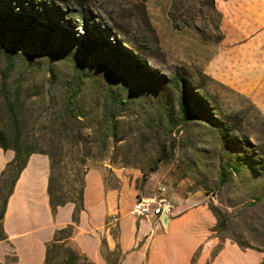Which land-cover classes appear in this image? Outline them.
<instances>
[{"label": "rangeland", "instance_id": "rangeland-1", "mask_svg": "<svg viewBox=\"0 0 264 264\" xmlns=\"http://www.w3.org/2000/svg\"><path fill=\"white\" fill-rule=\"evenodd\" d=\"M209 1L0 0L2 12L37 19L33 29L15 19L0 29V135L17 137L22 155L50 157L59 197L76 198L91 168L164 170L207 193L221 240L261 251L264 261V85L247 95L206 74L221 36ZM46 14L73 37L47 30ZM87 32L123 50L87 41ZM185 83L211 117L194 101L180 116L176 85Z\"/></svg>", "mask_w": 264, "mask_h": 264}, {"label": "crops", "instance_id": "crops-1", "mask_svg": "<svg viewBox=\"0 0 264 264\" xmlns=\"http://www.w3.org/2000/svg\"><path fill=\"white\" fill-rule=\"evenodd\" d=\"M214 7L221 36L206 74L251 94L264 85V0H214ZM14 157L13 149L0 148V179ZM50 176V157L29 154L2 213L0 205V264H44L48 245L67 226L68 242L92 264H260L263 259L261 251L221 240L207 193L187 189L164 170L91 168L83 176L81 203L79 196L54 194L55 203L71 200L54 210ZM160 194L172 202L164 222L165 213L159 220L132 213L137 195Z\"/></svg>", "mask_w": 264, "mask_h": 264}, {"label": "trees", "instance_id": "trees-1", "mask_svg": "<svg viewBox=\"0 0 264 264\" xmlns=\"http://www.w3.org/2000/svg\"><path fill=\"white\" fill-rule=\"evenodd\" d=\"M208 6L216 11L215 7H214V0H210ZM46 18H49V15L46 14L45 16ZM18 20L19 22L22 23H26V28L27 29H33V26L35 27V23L37 22V19L35 18V16L31 13H28L26 11L21 12H16L13 11L11 9H6L4 12H2V10L0 9V29H2L3 26H5L10 20ZM84 21V20H83ZM86 22L84 21V28L86 30ZM62 28V27H61ZM60 27L56 26V22L54 20H51L49 18L48 24L46 25V29L47 30H59L61 29ZM63 30L65 35H68V37L72 38L73 36L71 35V32L69 31L68 28H63L61 29ZM88 32L85 35L86 40L87 39H91L90 35L88 36ZM99 36H94L93 41H98L102 47L109 45V47L111 48H116L119 51L123 50L122 45L120 44V42L118 40H104V39H99ZM88 41V40H87ZM118 48H117V47ZM125 56H127V54H123ZM10 60V57H9ZM132 64L134 65V67L136 69H143L144 68V64H142L139 60L132 58L131 60ZM11 69V61H8L6 70L4 73L9 72ZM4 77H6L4 75ZM186 84V83H185ZM183 84L182 86L177 84L176 87L178 88L180 94H181V100H180V104H179V111H180V116L182 118H186V110L190 104L191 101H194L196 103H198L201 107L202 110L205 112L207 117H211V112L208 108V104H206L199 96L198 94H196L195 92H192L191 88L189 86H187V84L185 85ZM68 104L72 105L73 104V98H69L68 99ZM192 117V116H191ZM18 138L15 137L14 140L10 143L7 142V140L4 138L3 135H0V148L3 149H13L15 152V157L14 159L9 162L7 164V166L5 167L4 171L2 172V179H0V205L2 207V211L1 213L4 211V207H5V202L7 199V196L9 195V193L12 190L13 184L20 172V170L22 169V167L25 165L26 162V158L28 157V155L31 152H27L25 154L22 155L19 147H18ZM233 169L238 170V163L236 165H233ZM52 170H53V166L51 164V176H50V182H49V187H48V193L50 196V202L52 205V209L54 210L55 205L57 204H63L66 201H71V200H67L64 199L60 200L59 202L55 203L56 200L54 199V193L51 187V182H52ZM5 176V177H4ZM8 178L10 181L8 184H5V178ZM220 180L221 182H225L226 181V177L224 176V171H220ZM2 180V181H1ZM4 188H7L5 191V194H2V190ZM81 189L78 192V196H79V201L81 203ZM61 198V197H60ZM71 231V228L69 226H67L66 229L60 231V233H58V236L56 237V239H54V241L52 243H50L47 247V253H46V258H45V262L44 264H80L78 262L79 256L81 257L80 259L83 261V264H92L91 262H89L86 258H84V256L80 255L77 252H73L71 251V249H68L67 247L64 246L63 244V240H68L69 238V233ZM65 234V235H64ZM64 235V236H63ZM61 236V237H60ZM55 248H59L62 250L61 256H57V257H51V252L53 249ZM58 255V254H57ZM79 255V256H78ZM260 264H264V261H262Z\"/></svg>", "mask_w": 264, "mask_h": 264}, {"label": "built area", "instance_id": "built-area-1", "mask_svg": "<svg viewBox=\"0 0 264 264\" xmlns=\"http://www.w3.org/2000/svg\"><path fill=\"white\" fill-rule=\"evenodd\" d=\"M163 190L164 187H159V191ZM171 208L172 202L162 194L150 199L137 195L133 201L132 213L144 218L159 220L161 214L168 213Z\"/></svg>", "mask_w": 264, "mask_h": 264}, {"label": "water", "instance_id": "water-1", "mask_svg": "<svg viewBox=\"0 0 264 264\" xmlns=\"http://www.w3.org/2000/svg\"><path fill=\"white\" fill-rule=\"evenodd\" d=\"M165 219H166V213L163 214V216L161 217V221L164 222Z\"/></svg>", "mask_w": 264, "mask_h": 264}]
</instances>
